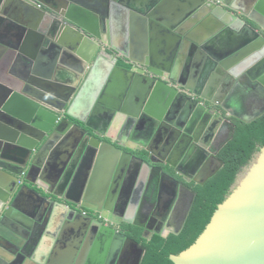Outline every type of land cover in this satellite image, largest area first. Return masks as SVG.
<instances>
[{"label": "water", "instance_id": "95a60500", "mask_svg": "<svg viewBox=\"0 0 264 264\" xmlns=\"http://www.w3.org/2000/svg\"><path fill=\"white\" fill-rule=\"evenodd\" d=\"M27 1L26 18H34L40 23L45 14L51 16L41 0ZM166 2L155 0L149 8L154 5L163 8ZM231 2L182 0L179 20L175 19L169 25L173 32L180 33L181 39H190L209 54L210 58L206 57L207 69L198 83L180 82L174 72L165 79L166 63L150 58L138 62L141 67L128 69L118 66L117 60L114 64L102 61V52L94 55V63L89 60L91 65L73 56L75 47L83 40L99 38L91 30L92 27L95 30L98 28L96 22L106 21L105 31L108 28L111 32L114 27L117 29L119 25L114 23L115 13L118 10V13L123 11L126 14L133 9V0H101L98 5L87 7L90 11L73 6L67 13L53 10L56 15L51 17L55 19L56 27L53 26V32L52 29L48 32L50 38L47 41L43 39L46 35L36 34V26L31 27L27 22L12 18L21 36L19 41H11L7 45L23 53L24 48H19L23 35L38 36L37 40L42 45L52 46L56 57L40 60L36 56L37 50L31 53L25 47L28 69L19 76V80H11L9 88L0 90L1 248L22 257L25 253L24 241L30 239L35 225L41 222L38 216L41 217L44 212L47 217L52 210L47 207V202H50L66 208L71 216L85 218L90 225L98 228H95L96 237L86 264H116L124 243L138 247L139 255L132 264H141L145 252L143 247L116 230L114 226L120 224L118 221L101 215L105 197L94 201L92 196L96 188L101 189L104 195L106 189L109 191L119 165L122 169L129 163L135 164L138 167L134 176L140 178L154 169L162 171L154 166L156 164H166L182 175L181 164L191 160L189 155L183 156L176 149L186 136L191 138L190 142L199 141L201 136L210 139L220 127L229 124L231 133L223 143L225 145L233 138L235 130V125L227 117L252 123L264 114L262 106L253 116L243 118L237 113L240 104L231 103L235 95L242 97L256 87L264 93V0ZM3 3L4 0H0V18L8 15ZM118 18L121 19L120 16ZM56 36L60 37L58 42ZM229 37L231 42L228 41V46L224 47L222 44ZM80 55L87 58L84 53ZM103 55L109 58V54ZM68 57L76 59L77 67L67 64L65 59ZM218 62L224 67L222 73L229 81V85L221 87L219 92L222 75L214 74L213 78L209 75ZM58 64L73 68L77 73L67 85L55 84L50 77ZM104 66L107 68L105 74L109 76L105 85L100 83L92 90L91 101H97L98 107L108 104L110 101L105 93L115 77L122 76L126 81L122 82L114 102H111L113 113L147 114L154 122H160L153 147H147L145 158L102 139L85 120L87 112L84 115L78 113L94 76ZM245 82L249 84L248 90L243 88ZM138 93L140 111L135 114L126 107L130 105L128 100L131 101ZM88 109L89 105H86V111ZM216 160L218 166L205 175L201 185L223 167V162ZM193 198L176 228L155 231L154 234L163 238L169 234L179 235L189 216ZM43 204L45 207L41 208ZM84 211L97 213L108 224ZM124 222L145 231L147 229L146 222L136 223L130 219ZM168 222L166 218L163 227L167 228ZM151 238L152 235L145 237L147 240ZM170 258L173 264H264V147L241 174L231 194L217 207L202 234L189 248ZM6 261L0 255V263Z\"/></svg>", "mask_w": 264, "mask_h": 264}, {"label": "crops", "instance_id": "0c3cea01", "mask_svg": "<svg viewBox=\"0 0 264 264\" xmlns=\"http://www.w3.org/2000/svg\"><path fill=\"white\" fill-rule=\"evenodd\" d=\"M41 1L44 7L64 11L69 10L72 6L73 8L90 11L89 7L101 3V0H77L79 1L78 3L74 0ZM153 2L155 0H133V9L128 8L129 10L126 14L123 11L121 12V9L120 12L122 14L115 9L117 10L115 16H120L121 19L118 23V28L114 27L112 32L113 40L120 43L122 48H127L130 56H136V51L141 52L142 49H147V52L143 50L144 52L141 53H147L148 57L151 56L155 61L166 63L168 70L164 71L165 79H168L170 72H174V75L179 80H184L185 82L194 81L192 74L196 66H194L193 61L195 62L196 59L193 60L190 57V46L189 44L186 45L188 40L181 39V36L176 35L169 26L170 23L174 22V17L179 15L178 11H181L182 3L170 0L163 8L156 5H152L153 7L149 8ZM3 4L8 15L0 18V90L9 88L11 80H19V76L28 69L25 47L31 53L37 50L36 56L40 60L43 58L47 60L54 59L56 57V52L50 44L45 46L41 44L40 40H37L39 35H46L44 36L46 38L43 39L47 41L50 38L49 34L44 33L36 19L26 18L25 7L29 5V1L4 0ZM109 8L111 10V6ZM143 9L146 11H141ZM12 18L21 20L24 23L27 22L31 27L36 26L37 37L34 38L24 34L20 39L19 48H24L23 51L25 53H20L19 50L7 45L11 41H19L21 36V33L14 27L17 23ZM230 37L229 40L226 39L223 42L224 44L222 45L224 47L231 42L232 38ZM58 38L60 37L56 36L55 40L57 41ZM94 45V40H83L80 45L75 47L73 56L78 60H85V57L80 54L84 53L87 56L93 53ZM76 59L68 57L65 61L71 67H77ZM106 70L105 66L98 69L93 78L94 82L91 83V88L85 95L83 102L80 103L79 114L84 115L87 112L86 105H89L92 90H95L100 83L105 85L106 77L109 76L108 73V75L105 74ZM74 75L77 76V73L75 74L73 68L58 64L50 77L55 81V84L67 85L74 80ZM115 78L110 89L105 93L106 99L110 102L106 105H100L97 112H88L85 120L93 128L94 133L98 134L102 139L130 152L136 153L139 151L146 153L147 147H153L154 138L157 136L158 124L147 114L144 116H133L119 112L118 115L113 116L111 102H114L122 82L126 81L124 80L125 77L122 78V76ZM221 81L218 92L221 89ZM128 102H130V105L126 107L127 110L136 114L137 110H139V93L131 101L128 100ZM94 198H96L95 195ZM47 203V207L52 208V210L47 217H45L44 212L41 217L40 215L38 216L37 219H40L41 222L35 225L34 233L30 239L24 241L25 253L22 257H19L21 255H18V253H12L0 247V255L7 259L6 262H1L0 264H86L85 262L89 259V253L93 248L94 238L96 237L93 225H90L85 218L76 217L75 215L71 216L70 211L58 204Z\"/></svg>", "mask_w": 264, "mask_h": 264}, {"label": "flooded vegetation", "instance_id": "af4514ba", "mask_svg": "<svg viewBox=\"0 0 264 264\" xmlns=\"http://www.w3.org/2000/svg\"><path fill=\"white\" fill-rule=\"evenodd\" d=\"M168 1L170 0H167V2ZM176 1L180 3L182 0H176ZM234 1L235 0H232V2ZM42 6L44 7L43 4ZM44 8L50 11L51 16L54 15V17L56 14L53 12V10H59V9L51 10L50 8L47 7ZM69 10H65V11L60 10V12L67 13ZM46 15L47 14H45V16H43L44 18H42L39 21H41L44 24V28L42 29L44 33L48 34V32H50L51 29L53 32V26L56 27V23H55V19L53 20V17L51 16L48 17ZM115 17H116V22L114 23L118 25L120 19L117 16ZM179 18H180V13L178 16L174 17V19L176 20H179ZM41 22L39 23L40 26H41ZM100 22L99 21L98 23L96 22V26H98L96 30L95 27L94 29L93 27L91 28L92 32L94 31L97 34V36H99V38L90 39L95 41V45L93 46L94 50L93 53L88 54L86 56L87 58H85L84 60L85 63L89 64L90 63L89 60H92L91 64L94 63V58H95L94 55L98 56L99 53L101 52L102 53L100 54V58L102 61L114 64L115 61L117 60L116 63L118 66L128 69H131L132 67H136V66L141 67V65L138 62H140L144 58L147 59L150 58L154 60V58H152L151 56L148 57L147 53L146 54L141 53L144 51L147 52V49H145L144 51L141 50V52L136 51L135 53L136 56L134 54H133L134 56H130L127 48L124 47L122 48V46H120V43L115 42L113 40L111 29L108 28V30L105 31L104 26L107 24L106 21H104L103 23L102 20H100ZM179 34L180 33H176V35L180 36ZM187 40L188 41L186 45L189 44L190 46L189 48L190 57H192L193 60L196 59L195 62L193 61V64L194 66H196V69L192 74V78L194 80L192 82L198 83V80L202 77L203 73L207 69L206 66L208 65L207 64L208 60L206 59V57L208 58L210 57L207 52L201 49L200 46H196L190 39ZM116 49L118 50L116 51ZM106 53L109 54L108 59L105 58L103 55ZM223 69L224 67L220 66L218 62V64L215 65V67H213V69L209 72V75L211 76L210 78H213L214 74L215 75L221 74L223 77L221 81V87L226 88L229 85V81L227 80V76H225L222 73ZM170 73L173 74V72ZM189 78H191V76H189ZM179 81L185 83L184 80H179ZM177 87H179L178 84ZM243 88L244 90L246 89L248 90V88H250L249 84L245 82L243 84ZM90 102L88 103L89 109L87 110V113L97 112L99 108L98 102L91 100ZM231 103L240 104L239 106H237V113L243 118L246 117L248 118L253 116L256 112L260 110L262 106H264V93L261 90V88L256 87L255 89L248 90V93L242 97L239 95H235L234 97H232ZM207 105L210 106L212 109H214V107H212L210 104ZM215 109L220 110L217 108ZM118 113L119 112L117 111L114 112L113 116L118 115ZM62 116L61 118L63 119ZM227 118L231 123H233L234 119L238 120L232 117H227ZM155 123L158 124V122ZM158 125H160V122ZM230 133H231L230 125L224 124L222 127L218 129V131L210 139L209 138L207 139V137L203 138V136H201L199 141L190 142L191 138L189 136H186L185 137L186 140H184L179 146V148L176 149L178 152L182 153L183 156H186V154L189 155L190 158L189 160H191L189 161L190 163L181 164L180 173H182V175L177 174L172 168H169L166 164H156L154 166H156V168L160 167L162 171H158L157 169H154L151 170L150 173L145 177L140 178L139 176H134V174L136 173L135 169L138 167V166L136 167L135 164L133 166L132 163H129L127 166H124L123 163H121V165L124 166L122 169H119L120 165L118 164L119 166L117 167V170L114 173V177L111 180L109 191L108 189H106L104 195L103 191L101 193V189L97 188L95 191L96 194H94L96 198H94L93 195L92 199L94 200L97 198L99 199L105 197L104 208L102 209L103 212L101 215L106 217V219L111 218V220L118 221L120 224L114 226L116 230L121 234H123L124 236H126V238L135 241L136 243H138L140 246L143 247L142 241L147 240L145 239L146 236L152 235L153 238V236H155L154 234L155 231L161 230L162 232H164L167 231L168 228L170 229L177 227L181 217L183 216L184 212L187 210L188 205L190 204V201L192 200L194 195L193 198L194 200L192 204L193 207L194 201L197 196L196 188L197 186H204L206 183L201 185L200 182L205 179V175L208 172L214 170L218 166L219 162L216 160V158L220 160V158L218 157V153L224 147L223 143L230 136ZM124 151L130 152L128 150H124ZM131 153H133L135 156L140 158L146 157V153L144 152L138 151L136 153L135 152H131ZM199 159H202V161H199ZM165 173L166 175L168 174L171 177H167ZM172 179H174L177 183ZM43 207H45L44 204L41 206V208ZM97 208H101V206H98ZM84 213L93 215L96 219L101 220L98 217L100 215H98L95 212L84 211ZM166 218L167 220H169L168 223H170L167 228L163 227L164 225H162ZM126 219L127 220L130 219L136 223L146 222V226H147L146 231L144 229H141L139 227L124 222ZM101 221L104 224H108L107 221H103V220ZM95 228L96 227L94 226V229ZM138 230H140V238H136L137 237L136 233ZM137 249H138L137 246H130L124 243L119 251L118 258L116 259L117 260L116 264H132L139 255Z\"/></svg>", "mask_w": 264, "mask_h": 264}, {"label": "trees", "instance_id": "16d2710c", "mask_svg": "<svg viewBox=\"0 0 264 264\" xmlns=\"http://www.w3.org/2000/svg\"><path fill=\"white\" fill-rule=\"evenodd\" d=\"M233 123V138L218 153L223 167L204 186H197V196L183 231L167 238L155 235L149 241L143 240L145 254L141 264H173L170 257L189 248L202 234L217 207L231 194L241 174L264 147V114L252 123L235 119ZM136 234L140 238V230Z\"/></svg>", "mask_w": 264, "mask_h": 264}, {"label": "bare ground", "instance_id": "6f19581e", "mask_svg": "<svg viewBox=\"0 0 264 264\" xmlns=\"http://www.w3.org/2000/svg\"><path fill=\"white\" fill-rule=\"evenodd\" d=\"M249 115V114H248ZM247 118V117H246Z\"/></svg>", "mask_w": 264, "mask_h": 264}]
</instances>
